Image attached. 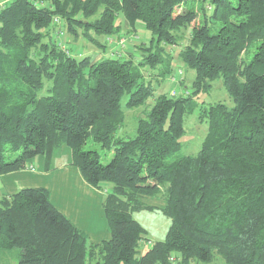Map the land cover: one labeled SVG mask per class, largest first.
<instances>
[{"label":"trees","instance_id":"trees-1","mask_svg":"<svg viewBox=\"0 0 264 264\" xmlns=\"http://www.w3.org/2000/svg\"><path fill=\"white\" fill-rule=\"evenodd\" d=\"M138 21L152 36L129 52V40H118L137 33ZM71 38L85 40L86 52ZM175 59L193 70L189 88ZM173 77L184 89L159 93L134 134L118 135L123 97L127 108L142 105ZM217 78L231 103L198 102ZM198 109L206 136L195 154L179 155L185 116ZM62 145L84 179L105 188L110 236L90 241L47 188L23 187L0 197V249L18 248L17 264H193L215 254L264 264V0H7L0 175L38 154L48 163ZM142 210L170 220L146 247L147 229L134 217Z\"/></svg>","mask_w":264,"mask_h":264},{"label":"crops","instance_id":"crops-1","mask_svg":"<svg viewBox=\"0 0 264 264\" xmlns=\"http://www.w3.org/2000/svg\"><path fill=\"white\" fill-rule=\"evenodd\" d=\"M5 1L1 0L0 3L4 4ZM125 23L128 28L126 20ZM134 45L130 39L126 50L130 52V49L135 48ZM94 55H98L97 59L102 53L96 51ZM35 186L47 188L53 205L83 230L90 241L100 242L109 238L110 231L103 208L105 188L92 186L84 179L80 169L72 164L68 146L55 148L48 163L43 154H38L30 158L23 168L0 175V197L23 187ZM144 200L158 207L165 203L162 198L152 196H146Z\"/></svg>","mask_w":264,"mask_h":264},{"label":"rangeland","instance_id":"rangeland-1","mask_svg":"<svg viewBox=\"0 0 264 264\" xmlns=\"http://www.w3.org/2000/svg\"><path fill=\"white\" fill-rule=\"evenodd\" d=\"M1 1V0H0ZM117 22L121 23L122 30L127 27L125 20L123 18V15L121 13H118L117 15ZM139 25L137 26L139 29L137 30L138 38L135 41L132 40L133 43H135L137 46L141 43L145 45H149L151 33L146 30L140 21L137 22ZM126 30L124 31V33ZM131 32V31H130ZM127 33V32H126ZM100 38L101 36H97V38ZM72 39V38H71ZM70 39V40H71ZM72 42L75 43L77 48H83L84 52L85 50V40H73ZM141 42V43H140ZM75 47V48H76ZM87 50H98L99 46L94 44L92 41H88V46L86 47ZM130 51H134L133 48L130 49ZM138 55L135 57L138 58L139 56V48L137 50ZM141 53V50H140ZM173 54L176 57V50L173 49ZM95 56V55H94ZM93 56V59H96L98 55L95 57ZM177 68L182 69V74L185 79H183V82H185L186 88H189L191 85V81L193 78V70L187 68L183 62L179 59H175L173 72L177 70ZM172 78V77H171ZM169 79L164 80L161 85L155 87L154 94L151 97H148L144 104L135 106L132 108H127L123 103L125 102L127 96L123 97L122 99V109L125 114V120L124 124L117 130L118 135H133L136 128V122L137 119L140 117H143L145 115V110H148L154 101L155 96H157L161 92H173L178 91L180 88L183 90L184 86L180 87V83H176L175 81L172 82ZM198 102L204 103L205 106H209L212 103L216 102H223L230 104L231 99L227 95L222 82L220 78H217L212 81V87L207 93H200L199 96L196 99ZM200 109L195 110L192 114H189L185 116L184 119V127L186 129L185 133L180 137L181 141V148L178 151L177 154H195L199 148L200 145L206 136L207 128H208V122L206 116H200ZM111 152H107L103 156V161H106L110 158ZM106 187H109V183H105ZM160 198V197H158ZM134 217L147 229V237L151 240H158L162 239L168 226L170 223V220L164 216L160 211H147L142 210L139 212L134 213ZM19 250L18 248H13L12 250L7 249H0V264H17V258H18ZM193 264H227L225 260L219 255L215 254V257L210 262H192Z\"/></svg>","mask_w":264,"mask_h":264},{"label":"built area","instance_id":"built-area-1","mask_svg":"<svg viewBox=\"0 0 264 264\" xmlns=\"http://www.w3.org/2000/svg\"><path fill=\"white\" fill-rule=\"evenodd\" d=\"M6 1H7V0H6ZM6 1H5V2H6ZM2 5H3V3H0V6H2ZM53 21H54V22L58 21V18H57V17H54ZM137 37H138L137 33L130 35V38H127V37H121V38H119L118 43H119L121 46H123V45H124V42H125L127 39L130 40V39H132V38H137ZM60 46H61L62 48H65V45H64L62 42H60ZM173 80L177 83L178 78L173 77ZM177 92H179V90H178V91L175 90V91H173V92H171V93L174 94V93H177ZM148 245H151V241H150V240L146 241V243H145V246H148ZM170 259H171V260H174V257L171 256Z\"/></svg>","mask_w":264,"mask_h":264}]
</instances>
